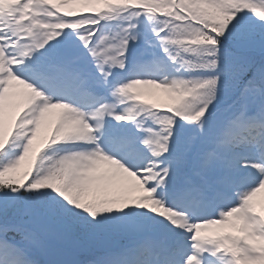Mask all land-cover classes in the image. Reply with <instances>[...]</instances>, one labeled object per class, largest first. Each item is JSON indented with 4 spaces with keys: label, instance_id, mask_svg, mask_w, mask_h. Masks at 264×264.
<instances>
[{
    "label": "snow or ice",
    "instance_id": "snow-or-ice-1",
    "mask_svg": "<svg viewBox=\"0 0 264 264\" xmlns=\"http://www.w3.org/2000/svg\"><path fill=\"white\" fill-rule=\"evenodd\" d=\"M0 264H264V0H0Z\"/></svg>",
    "mask_w": 264,
    "mask_h": 264
},
{
    "label": "rangeland",
    "instance_id": "rangeland-1",
    "mask_svg": "<svg viewBox=\"0 0 264 264\" xmlns=\"http://www.w3.org/2000/svg\"><path fill=\"white\" fill-rule=\"evenodd\" d=\"M156 92L159 93L160 95L163 94V93H160V92H158V91H156ZM163 96H164V95H163Z\"/></svg>",
    "mask_w": 264,
    "mask_h": 264
}]
</instances>
